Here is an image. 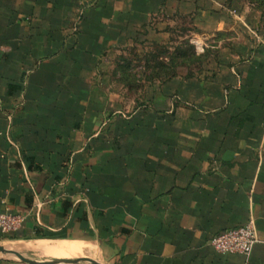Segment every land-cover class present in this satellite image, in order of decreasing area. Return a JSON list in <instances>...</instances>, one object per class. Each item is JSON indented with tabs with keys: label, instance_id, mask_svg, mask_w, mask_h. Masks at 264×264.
Listing matches in <instances>:
<instances>
[{
	"label": "crops",
	"instance_id": "0c3cea01",
	"mask_svg": "<svg viewBox=\"0 0 264 264\" xmlns=\"http://www.w3.org/2000/svg\"><path fill=\"white\" fill-rule=\"evenodd\" d=\"M226 1L0 0V213L26 216L0 233V251L85 259L76 264H264V17L231 0L232 21ZM173 6L203 16L209 38L233 32L220 57L229 62L206 55L185 77L168 65L181 55L159 51L164 23L151 18ZM122 43L152 74L138 99L107 93L100 78ZM251 221L249 258L211 247Z\"/></svg>",
	"mask_w": 264,
	"mask_h": 264
},
{
	"label": "rangeland",
	"instance_id": "374dc122",
	"mask_svg": "<svg viewBox=\"0 0 264 264\" xmlns=\"http://www.w3.org/2000/svg\"><path fill=\"white\" fill-rule=\"evenodd\" d=\"M234 5L244 8V11L249 13H257L264 17V0H234ZM232 1L228 0L224 2L225 12L229 15V19L234 21L238 19V14L235 11H232ZM174 7H171L169 16L165 13H161L156 17H152V21H159L163 23L159 25L160 30H163L165 40L161 43V48L159 51H165V53L170 50V52L176 55H181L178 59H172L171 55L167 56V59L164 61L170 60L168 65H172L174 61L175 64L180 67L181 76H188L189 69L199 70L206 63V55L211 54L212 60L216 63L229 62L228 58H220L223 53H229L232 50L231 42L234 39V33L232 32H223L218 30L215 32L213 38H209L208 33L205 32L203 28L204 18L203 16L196 17L197 21H190L189 17H183L174 13ZM209 12V11H208ZM172 13V15H171ZM248 13V12H247ZM195 20V19H194ZM240 21V20H237ZM154 23V22H153ZM155 25H152L151 28L155 29ZM79 26H71L69 28V33H77ZM141 33V32H140ZM188 37L195 38L189 40ZM130 47L132 43H127ZM185 49L189 51V55L182 57L180 51ZM125 43L118 46L115 53L112 52V55L105 56L102 58V66L100 72V78L104 79L106 85L108 86L105 90L107 93H112L111 87H116V95L119 97H127L132 99H138L143 97L144 90L141 86L145 85L147 80L150 81L152 74L146 75L140 69V57L136 54L130 52L131 54H125ZM138 50L141 47L137 48ZM133 54V55H132ZM131 56V57H130ZM127 57V58H126ZM116 62L113 64V62ZM156 62V61H154ZM120 67L126 68L119 69ZM169 71V70H168ZM165 71V77L170 75V71ZM169 73V74H168ZM97 76V75H96ZM144 83V84H143ZM7 243V242H5ZM3 243V244H5ZM4 255L6 256H15L17 255L14 250L5 249ZM24 257L26 258H39L35 252H23Z\"/></svg>",
	"mask_w": 264,
	"mask_h": 264
},
{
	"label": "built area",
	"instance_id": "2783aa9c",
	"mask_svg": "<svg viewBox=\"0 0 264 264\" xmlns=\"http://www.w3.org/2000/svg\"><path fill=\"white\" fill-rule=\"evenodd\" d=\"M26 221L22 214L0 213V233L10 235L19 231ZM259 238L254 223L214 236L211 247L220 254H239L249 258Z\"/></svg>",
	"mask_w": 264,
	"mask_h": 264
},
{
	"label": "water",
	"instance_id": "95a60500",
	"mask_svg": "<svg viewBox=\"0 0 264 264\" xmlns=\"http://www.w3.org/2000/svg\"><path fill=\"white\" fill-rule=\"evenodd\" d=\"M4 250L0 251V259H5V260H13V261H18L21 263H25V264H76L78 262L81 261H85V259H81V260H55V261H36L30 258H26V257H22L20 255H15V256H6L4 255ZM89 261V260H88ZM91 262V261H89Z\"/></svg>",
	"mask_w": 264,
	"mask_h": 264
},
{
	"label": "trees",
	"instance_id": "16d2710c",
	"mask_svg": "<svg viewBox=\"0 0 264 264\" xmlns=\"http://www.w3.org/2000/svg\"><path fill=\"white\" fill-rule=\"evenodd\" d=\"M182 57H186L189 55V51H185V49L182 48V50H180Z\"/></svg>",
	"mask_w": 264,
	"mask_h": 264
}]
</instances>
